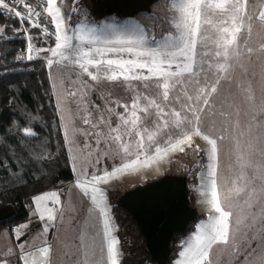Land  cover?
Returning a JSON list of instances; mask_svg holds the SVG:
<instances>
[{
  "label": "rangeland",
  "instance_id": "rangeland-1",
  "mask_svg": "<svg viewBox=\"0 0 264 264\" xmlns=\"http://www.w3.org/2000/svg\"><path fill=\"white\" fill-rule=\"evenodd\" d=\"M58 2L62 7L65 29L75 27L78 23L98 29L112 23L139 24L157 40L162 34L168 33L170 18L175 15L171 11V0H157L150 12L140 13L136 17L120 19L107 16L101 20L90 19L88 12L78 5L77 0H63V4L60 0ZM252 2L253 0H249V8ZM256 3L259 5L260 0H256ZM259 10L261 9L258 7L257 11ZM44 17L43 24H48L52 30H55V26L46 13ZM24 25L27 37L32 38L30 43L35 46L33 57H41L46 62L73 179L63 187H51L32 196L33 200L35 196L43 193L57 192L59 194L58 205H53L51 200L41 202V209L46 204L56 215L54 221L47 222L46 231L45 221L39 218L40 214L36 211L34 201L29 217L14 227L17 229L18 226H24L19 227V232L23 233L31 229L33 233H30L27 241L34 239L50 247L52 245V252L54 247L56 253L62 249L61 242L70 240L74 244L68 246L69 253L77 254L78 251L81 253V244L78 243L83 239L86 242L83 245L84 251L92 253V258L99 261L103 240V217L99 215L98 210L89 211L93 207L92 201L77 187V180L81 178L82 173L85 174L84 179L104 176L106 172H113L122 164L135 159L137 149L134 130L132 135H128L130 125H125L120 119L123 116L130 120L131 109L125 110L119 105H131L138 92L144 96L156 97L159 89L155 87L154 79L143 82L131 81L132 88L129 89L122 81L113 82L106 79L93 81L78 66L65 67L63 63L57 64L55 61L58 58L52 57L51 52L46 51L54 48L55 42L45 47L37 46L38 30L32 26L29 19H26ZM17 32L22 35L19 28ZM26 41L29 43V40L25 39V43ZM73 43L78 41L74 40ZM261 45H264V25L255 21L251 35L247 39V47L253 49V52L248 54L242 49L239 59L231 61L232 67L228 73H220L221 79L217 92L211 95L207 107L200 105L204 107V111L200 114L199 127L210 138L217 139L218 160L215 179L221 207L232 213L229 242L218 243L212 247L209 256L211 264H264V51L261 50ZM108 58L114 57L109 54ZM125 58H131V56L125 54ZM49 59L53 60L51 66L48 64ZM173 68H175L174 65ZM143 71L147 74L146 69ZM225 75L227 79L223 78ZM144 83L148 84L147 88L143 86ZM189 94H193L191 90ZM174 95L175 93H170V101ZM157 103H160L159 99ZM181 103L183 101L173 102L170 107L165 108V111H169L171 107L181 111ZM144 104L145 101L141 99L140 105ZM154 111L149 109V113ZM138 115L143 121L138 124V127L141 129L147 127L149 131L154 130L153 121L156 119L154 115H146L139 111ZM85 119L90 123H85ZM113 128H118L122 136V139L116 143L112 140V136L116 135L111 131ZM24 130L33 132L30 128ZM173 131L178 133L180 130L173 129L170 125L163 130V133ZM163 133L156 138L157 144L162 146L167 139ZM176 138V135L172 136L173 140ZM125 143L130 145L129 151L133 155L129 156L123 152L121 145ZM192 144L191 148L187 144L181 145L185 149L183 152H170L162 160L157 159L150 167H138L135 171L127 170L110 178L107 183L96 185L105 194L113 225L112 236L118 240L117 226L111 208L113 192L156 176L163 171L188 174V191L192 196L191 201H195L200 210V216L190 222L184 234L176 235L171 241L169 254H172V259L166 264H179V261L183 259L180 253L194 246L197 238L204 235L201 229L209 228L213 218L218 215L212 205L207 203L208 197L204 187L208 179L207 166L211 163L205 151L209 145L200 136H193ZM197 145L199 151L195 150ZM148 155H153L151 149L148 150ZM193 169L196 181L190 179ZM46 216L47 213L45 218ZM13 236L15 235L7 232L5 228L0 229V252L5 245L10 246ZM15 240L21 241L17 240V237ZM57 243H59L58 247H56ZM105 264H107L106 261Z\"/></svg>",
  "mask_w": 264,
  "mask_h": 264
},
{
  "label": "snow or ice",
  "instance_id": "snow-or-ice-1",
  "mask_svg": "<svg viewBox=\"0 0 264 264\" xmlns=\"http://www.w3.org/2000/svg\"><path fill=\"white\" fill-rule=\"evenodd\" d=\"M60 2L63 4V0ZM15 4L26 9L28 19L41 17V11H38L36 6L26 3V0H0V9L24 19ZM248 5L249 0H171V11L175 15L170 18L168 33L162 34L159 40L139 24L112 23L98 29L78 23L75 27L65 29V19L62 7L58 6V0H43L40 5L55 26L53 33H47L46 28L43 31L55 37V47L46 51H50L52 57L58 58L55 61L57 64L63 63L65 67L78 66L93 81L100 79L122 81L129 89L132 88L131 81L143 82L154 79L155 87L159 89L156 97L144 96L138 92L131 105H119L125 110L131 109L130 120L123 116L120 119L125 125H130L128 135H132L134 130L137 149L135 159L122 164L113 172H106L104 176L84 179L85 174L82 173L81 178L77 180V187L92 201L93 207L89 211L98 210L99 215L103 217L101 256L97 264H105V261L107 264H119L122 253L118 248L119 241L112 236L113 225L105 194L96 185L107 183L118 173L135 171L138 167H150L157 159L162 160L170 152H183L185 149L181 145L187 144L189 148L193 147V136L202 137L209 145L205 151L211 163L207 166L208 179L204 187L208 197L207 203L212 205L218 215L213 218L209 228L201 229L204 235L197 238V243L180 253L183 259L179 264H211L209 256L212 247L218 243L229 242L232 213L221 207L215 179L218 160L217 139L203 133L199 125L200 114L204 111V107H207L211 95L217 92L220 73H228L232 67L231 61L239 59L242 49L248 54L253 52V49L247 47V39L251 35L255 21L264 25V0H260L259 5L253 0L251 8ZM258 7L261 10L257 11ZM32 26L41 27L38 21ZM3 31L4 29L0 28V34ZM26 39L29 40L27 47L31 52L32 38L26 37ZM74 40L78 43L74 44ZM86 45L88 47H85ZM261 50L264 51V45H261ZM109 54L114 58H108ZM125 54L130 55L131 58H125ZM26 58L31 60L34 57L28 55ZM48 64L51 66L53 60L49 59ZM145 69L147 74L143 71ZM223 78L227 79V76ZM143 86L147 88L148 84L144 83ZM190 90L193 94H189ZM170 93H175L171 101ZM70 94L74 95V93ZM141 99L145 101L143 106L140 105ZM158 99L160 103H157ZM180 101H183L180 105L181 111H176L174 107L165 111L171 103ZM201 104L204 107H200ZM149 109L155 111L149 113ZM138 111L155 116L154 130L138 127V124L143 122ZM85 123L90 121L85 119ZM170 125L180 131L163 133V130ZM111 131L116 133L112 136L113 143L119 142L122 139L119 129L113 128ZM162 133L167 136L164 146L157 144L156 140ZM26 134L32 135L27 130ZM173 135L177 137L175 140L172 139ZM121 147L125 154L133 155L129 151V144L125 143ZM149 149L153 152L152 156L148 155ZM195 150H200L198 145ZM48 200H51L53 205H58L59 194L43 193L33 198L36 211L40 214L39 218L45 221V231L47 222L56 219L55 212L46 204L41 209V202ZM45 213H47L46 218ZM19 227L24 226L14 229L18 233L17 239H19ZM20 247L22 253L20 258L24 264H50L49 245L28 253L23 252V243ZM36 253L40 254L39 260L36 259ZM29 257H32L31 262ZM2 264L7 262L4 261ZM85 264H89L87 253H85Z\"/></svg>",
  "mask_w": 264,
  "mask_h": 264
},
{
  "label": "trees",
  "instance_id": "trees-1",
  "mask_svg": "<svg viewBox=\"0 0 264 264\" xmlns=\"http://www.w3.org/2000/svg\"><path fill=\"white\" fill-rule=\"evenodd\" d=\"M0 22L4 23L0 34V203L14 205L13 214L0 219V228H12L29 217L34 194L65 186L73 172L46 62L41 57L16 59L15 52L25 46V38L17 32L19 21L0 9ZM25 128L32 129V135ZM190 179L196 181L194 169ZM120 190L113 192V198ZM189 196L191 200L190 192ZM111 208L122 253L119 264H155L129 213L114 199Z\"/></svg>",
  "mask_w": 264,
  "mask_h": 264
},
{
  "label": "water",
  "instance_id": "water-1",
  "mask_svg": "<svg viewBox=\"0 0 264 264\" xmlns=\"http://www.w3.org/2000/svg\"><path fill=\"white\" fill-rule=\"evenodd\" d=\"M157 0H77L93 20L107 16L136 17L150 12ZM114 203L130 215L143 239L148 258L166 264L174 235L184 234L188 223L200 216L195 201L188 195L186 172L163 171L121 189ZM14 212L11 201L0 203V219ZM23 235L19 236V239ZM17 239V240H19Z\"/></svg>",
  "mask_w": 264,
  "mask_h": 264
},
{
  "label": "crops",
  "instance_id": "crops-1",
  "mask_svg": "<svg viewBox=\"0 0 264 264\" xmlns=\"http://www.w3.org/2000/svg\"><path fill=\"white\" fill-rule=\"evenodd\" d=\"M53 97H54V95H53ZM55 100L56 99L54 98V101ZM55 105H56V110H57L56 102H55ZM45 190H48V188ZM42 192H43V190H42ZM32 206H33V200H32ZM3 228H5V230H7V232H9L10 234L15 235V236H13V242L10 243V246L6 247V245H5L3 247V249L1 250V252H0V264H2V262H4V261H6L7 264H24V261L20 258L22 255L21 247H20L21 243H23V252L24 253L33 252L34 250L47 245L46 243H43L42 241L36 242V241H34V239H30L29 241H27V237L32 232L31 229H28L24 233L19 232V235H23V237L19 239L21 241H16L15 238L17 237L18 234L16 233V231H14L15 227L13 226L12 228H9V227H3ZM0 229H2V228H0ZM50 243H52V242H50ZM72 244H74V243L71 240L66 241L64 243L61 242L62 249L58 253L55 252L54 247H53L54 252H52V245H51L50 264H85V253L86 252L84 251L83 245H85L86 242L82 239V241H80V243H78L79 245L81 244L82 252L80 253L78 251L77 254L69 253L70 250L68 249V246H72ZM58 245H59V243L56 244V247H58ZM6 248H7V250H6ZM66 249H67V251H64ZM6 251L8 253H6ZM87 254H88L89 264H95L98 261V259L95 261L94 258H92V253L87 252ZM39 258H40V254L36 253V259L39 260ZM28 259H29V262H31L32 257H29ZM93 262H95V263H93Z\"/></svg>",
  "mask_w": 264,
  "mask_h": 264
},
{
  "label": "built area",
  "instance_id": "built-area-1",
  "mask_svg": "<svg viewBox=\"0 0 264 264\" xmlns=\"http://www.w3.org/2000/svg\"><path fill=\"white\" fill-rule=\"evenodd\" d=\"M42 2L43 0H26V3L28 4H31L32 6H36L37 7V10L38 11H41V17L39 18H36V17H32L30 20L31 24L33 25L34 23H37V21L39 22V24L41 25V27L37 28L35 27L37 30H38V35H37V39H36V45L37 46H41V47H45V46H48L52 43L55 42V37L53 35H49V34H46L43 29L46 28L47 29V33H53L54 30H52V28L50 27V25L46 24L45 23L43 24L44 20H45V17H44V12H43V8L42 6ZM15 7L17 10L21 11L22 15L24 16V19H20V18H17V20L19 21V31L22 32V35L25 39L27 37V31H25L26 27H25V22H26V19L27 18V11L25 8H23L21 5L19 4H15ZM2 11L5 13V14H9V15H12L10 12H7L5 10L2 9ZM14 16V15H13ZM15 17V16H14ZM4 26V23L3 22H0V28H3ZM20 34V33H19ZM27 40V39H26ZM26 45L21 48V49H18L16 52H15V58L16 59H19V60H28L26 57L28 55H34V52H35V46L33 45V50L31 52L28 51V41H26L25 43ZM36 52H39L38 50H36Z\"/></svg>",
  "mask_w": 264,
  "mask_h": 264
},
{
  "label": "flooded vegetation",
  "instance_id": "flooded-vegetation-1",
  "mask_svg": "<svg viewBox=\"0 0 264 264\" xmlns=\"http://www.w3.org/2000/svg\"><path fill=\"white\" fill-rule=\"evenodd\" d=\"M139 14H140V13H139ZM139 14H138V15H139ZM188 178H189V177H188ZM188 195H189V191H188ZM189 199H190V196H189ZM190 222H191V221H190ZM190 222L188 223V226H189ZM175 236H176V235H174V236L172 237V240L175 238ZM172 240H171V241H172Z\"/></svg>",
  "mask_w": 264,
  "mask_h": 264
},
{
  "label": "bare ground",
  "instance_id": "bare-ground-1",
  "mask_svg": "<svg viewBox=\"0 0 264 264\" xmlns=\"http://www.w3.org/2000/svg\"><path fill=\"white\" fill-rule=\"evenodd\" d=\"M58 6H60V5H59V2H58ZM62 14H63V13H62ZM64 26H65V25H64Z\"/></svg>",
  "mask_w": 264,
  "mask_h": 264
}]
</instances>
